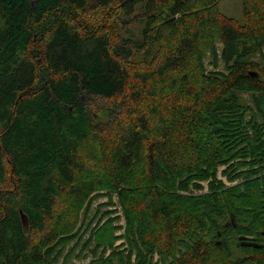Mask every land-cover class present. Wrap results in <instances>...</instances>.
<instances>
[{"label": "trees", "instance_id": "1", "mask_svg": "<svg viewBox=\"0 0 264 264\" xmlns=\"http://www.w3.org/2000/svg\"><path fill=\"white\" fill-rule=\"evenodd\" d=\"M219 1L0 0V264H71L100 191L88 264H264V0Z\"/></svg>", "mask_w": 264, "mask_h": 264}, {"label": "rangeland", "instance_id": "2", "mask_svg": "<svg viewBox=\"0 0 264 264\" xmlns=\"http://www.w3.org/2000/svg\"><path fill=\"white\" fill-rule=\"evenodd\" d=\"M147 0H144V2ZM142 4H139L136 6V12L140 10V6ZM219 8L220 11L227 17L232 18L238 22L243 21V6H242V0H220L219 1ZM135 32V31H134ZM137 33V32H136ZM208 58H206L207 60ZM205 64H207V61H205ZM246 102L250 103L249 96L243 95ZM103 113L102 120H105V112ZM222 180L226 183L225 178L221 177ZM227 184V183H226ZM228 185V184H227ZM111 194V193H110ZM108 195L104 191H100L97 193H94L92 195V198L90 199V203L87 205V219L85 222V225L83 228L79 231V236L81 237V242L78 244V248H75L74 252L70 256V263L71 264H88L93 257L92 250L94 248L93 244L89 243V245L85 244L86 241L89 239V234L91 232V229L96 225L97 222L100 221L102 223V217L101 215L106 212H113L111 217H120L119 220L113 222V225L121 226L122 229L116 230L115 235H121L124 233L125 229V218L122 217V210L118 202L117 195L115 193H112L111 195ZM108 200L110 202H108ZM96 215V216H95ZM92 220V221H91ZM91 221V226H86L88 222ZM81 227V224L78 226ZM123 240H119L115 243V245H118L122 243ZM74 245V244H73ZM70 247L66 248V251ZM66 252L64 253V255Z\"/></svg>", "mask_w": 264, "mask_h": 264}, {"label": "water", "instance_id": "3", "mask_svg": "<svg viewBox=\"0 0 264 264\" xmlns=\"http://www.w3.org/2000/svg\"><path fill=\"white\" fill-rule=\"evenodd\" d=\"M20 215H21V220L23 222H25V217L24 215L22 214V212H20ZM264 234V233H263ZM239 241H240V244L243 245V246H251V247H255V248H261V245L255 243L254 241H252L250 238L248 237H244V236H239L238 237Z\"/></svg>", "mask_w": 264, "mask_h": 264}]
</instances>
